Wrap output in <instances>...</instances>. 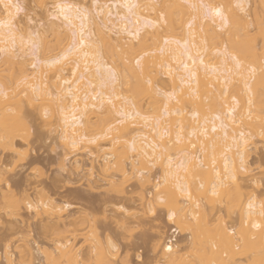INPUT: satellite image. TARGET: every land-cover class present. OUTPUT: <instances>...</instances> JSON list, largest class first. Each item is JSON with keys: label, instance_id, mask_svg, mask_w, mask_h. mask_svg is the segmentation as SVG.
<instances>
[{"label": "bare ground", "instance_id": "obj_1", "mask_svg": "<svg viewBox=\"0 0 264 264\" xmlns=\"http://www.w3.org/2000/svg\"><path fill=\"white\" fill-rule=\"evenodd\" d=\"M47 1L36 0L41 8L51 3L48 16L37 23L28 15L23 26L22 1L0 0V22L12 24L11 30L0 27V146L16 153L15 137L22 129L12 111L21 113L20 123L26 125L25 105L33 106L42 118L56 121V138L71 152L65 158L85 152L90 172L95 162H103L110 186H117L118 176L124 181L135 176L145 187L151 183L147 171L153 166L161 171L154 199L168 209L170 221L191 233L192 253L198 251L194 260L184 259L169 240L162 248L165 264H248L245 259L264 264V199L256 193L246 199L243 193L252 173L253 139L264 135V0H254L252 18L249 0ZM57 4L73 6L68 20L53 18ZM126 4L138 7L130 12ZM201 4L213 5L220 16L206 18ZM77 7L87 9V19ZM33 21L37 24L30 26ZM81 26L90 46L52 65L74 32L79 38ZM44 28L55 35L54 43L49 44ZM36 33L39 47L33 48ZM185 154L194 157L187 173L179 167ZM83 162L74 159L75 168L83 169ZM13 196L6 201L8 209L21 210ZM223 203L227 214L239 219L238 231L229 228L238 240L224 225L210 231L213 213ZM69 206L27 203L37 215L59 219ZM14 209L11 214L21 212ZM68 242L56 246L62 264L76 258ZM34 250L24 253L34 256ZM36 250L44 252L38 245ZM80 255L76 264L93 259L86 251Z\"/></svg>", "mask_w": 264, "mask_h": 264}, {"label": "rangeland", "instance_id": "obj_2", "mask_svg": "<svg viewBox=\"0 0 264 264\" xmlns=\"http://www.w3.org/2000/svg\"><path fill=\"white\" fill-rule=\"evenodd\" d=\"M20 1L25 8L20 16L23 26L26 25L27 21L25 20L28 15L39 23L42 19L44 20L45 14L48 16L47 11L52 10L50 0L47 1L50 5L44 8L39 7L36 0ZM249 2L250 12L249 10L248 12L252 18L256 5L254 0H249ZM34 21L30 23V26L37 24H34ZM47 28L44 30H46L45 34L49 44L54 43L55 35L53 36ZM25 106L24 114L27 117L22 115L27 120L29 119L26 125L20 123L21 113L15 114L16 109L12 111L15 120H17V126L22 129L21 136L15 137L18 150L16 153L12 152L13 150L10 152L11 149H4L1 147L2 145L0 146V264H62L56 246L61 245L60 242L68 241H70L68 244L73 247L71 252L74 254L72 257H76L75 260L78 258L81 260L80 254L85 251L91 255L89 256L91 259L93 257L92 261L88 259L89 262L91 261L88 264H165L166 262L162 259V248L169 240H173L175 249L179 251L178 256L194 260L193 257L196 256V253L198 254V251L195 254L192 253L195 249L190 244L191 233L181 231L175 223L170 221L168 209L160 202L159 204L157 198V201L154 199L156 191L154 192L153 185L161 177V171L157 167L151 166L154 169L151 168L152 171L149 170V173L147 171V174L151 176V183L148 186H141L142 184L135 176L126 181L118 176L117 186H110L107 180L111 177L102 171L103 162L94 163L93 174L89 171V169L91 170L89 168L91 159L85 152L78 151V153L75 152L76 154L73 152L70 154V159L65 158V155L71 152L66 151L56 138V121H50L46 115L45 118H42L39 116L38 109L33 106ZM19 112L17 111V113ZM12 121L14 120L9 122L12 123ZM253 140L249 157V167L252 173L250 178L248 177L249 179L246 178L248 183L244 184L250 185L245 186L249 192L243 188L245 189L243 193H245L246 199L256 193L255 196L263 200L264 135H257ZM76 158L84 161L83 169L75 168L74 159ZM254 180H256V184ZM232 189L234 190L233 186ZM8 192L14 194L12 202L21 203V210H19L21 207L18 209L15 206V209H8L6 201L12 199L11 193L10 198L7 199ZM233 193L237 195L238 199H241V194L238 195L234 191ZM49 200L60 206L70 205L66 208L65 213H62L61 219L46 214L37 215L36 211L27 208L29 201L33 204H41ZM219 204L222 206V203ZM215 206L217 207V205ZM224 206H226L225 203H223ZM224 208L220 207L218 211V206L217 213H213L214 225L211 224L210 231L214 230L218 226L217 224L221 228L224 225L226 228H223L227 229V232L232 226L236 230L240 226L238 218L236 219L237 215L234 214L235 217L233 215L230 217L226 207ZM10 209L21 212H18V215L13 214L14 212L11 214ZM248 225L245 226L250 228L251 224ZM219 226L216 228L217 230ZM254 231L255 229L251 232ZM86 234L88 236H84ZM229 234H231L230 230ZM232 235L238 240V235H234V233ZM110 241L117 245L118 249L114 250ZM57 243L59 244L57 245ZM37 245L44 252L38 253ZM26 248L35 249L33 252L35 255H30L31 257L25 255ZM92 248H94L93 256L91 252L88 253L92 251ZM212 249L209 248V251ZM243 256L246 257V255ZM224 257L226 259V256ZM73 261L71 264H74ZM244 262L249 264L246 259ZM68 264H70L69 261Z\"/></svg>", "mask_w": 264, "mask_h": 264}, {"label": "snow or ice", "instance_id": "obj_3", "mask_svg": "<svg viewBox=\"0 0 264 264\" xmlns=\"http://www.w3.org/2000/svg\"><path fill=\"white\" fill-rule=\"evenodd\" d=\"M5 7L6 8L9 7V5H5ZM12 7H16L17 11H19L18 5H12ZM55 7L58 9V12L56 13L55 16H53L54 19L59 18L60 16H63L65 20L69 19L68 13L73 6L65 5V4H57ZM125 7H127L129 9V11L131 12V10L133 8L138 7V5L126 4ZM193 7H195V6H193ZM199 7L205 10L206 18L220 16V11L217 8H215L213 5L201 4ZM76 11L83 18L87 19V9H84L83 11H81V9L77 7ZM109 15H111V13H109ZM137 23H138V21H137ZM3 26H7L11 30V28H12L11 21L7 22L6 25L3 22H0V27H3ZM130 35L135 37L138 35V32L130 33ZM38 41H39V33H36L35 37L32 38L33 48L39 47ZM165 43H167V41H165ZM88 46H90V45L85 40L83 26H81L79 38L78 39L76 38V33L74 32L73 33V39H72L71 43L69 44V46L67 47V49L61 55H59L55 60H53L51 62V64L52 65L59 64L62 61L67 60L69 57H71L75 54H78L84 47H88ZM84 55L87 56V53H84ZM233 60L236 62L237 70H239L240 62L235 57H233ZM137 63H139V61ZM77 67H78V65H77ZM108 73H109V79L115 80L116 74L111 69H108ZM145 119H148V117H145ZM213 131H215V128H213ZM177 142H179V138H178ZM185 157H186L185 159H183L179 162V167L182 168L187 173L190 171V169L192 167L194 157L187 155V154H185ZM169 218L171 219V217H169ZM256 226L258 227L259 225H256Z\"/></svg>", "mask_w": 264, "mask_h": 264}]
</instances>
